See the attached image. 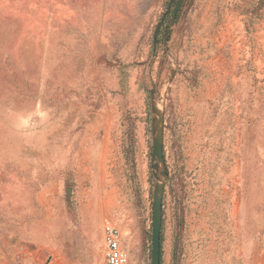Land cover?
Segmentation results:
<instances>
[{
	"label": "rangeland",
	"instance_id": "374dc122",
	"mask_svg": "<svg viewBox=\"0 0 264 264\" xmlns=\"http://www.w3.org/2000/svg\"><path fill=\"white\" fill-rule=\"evenodd\" d=\"M178 2L0 0V264H151L154 173L161 264H264V0Z\"/></svg>",
	"mask_w": 264,
	"mask_h": 264
},
{
	"label": "water",
	"instance_id": "95a60500",
	"mask_svg": "<svg viewBox=\"0 0 264 264\" xmlns=\"http://www.w3.org/2000/svg\"><path fill=\"white\" fill-rule=\"evenodd\" d=\"M183 0H179L175 10L172 15V22L175 20ZM165 17L161 20L155 37L158 30L161 27L162 22ZM154 94V93H152ZM154 97V96H153ZM153 151L152 159L155 169L163 170V176L166 177V164H165V149H164V111L159 106L153 102ZM156 185L154 190V208H153V245H152V256L151 264H161V235H162V226H163V201L165 195V183L162 179L157 176L156 173Z\"/></svg>",
	"mask_w": 264,
	"mask_h": 264
},
{
	"label": "built area",
	"instance_id": "2783aa9c",
	"mask_svg": "<svg viewBox=\"0 0 264 264\" xmlns=\"http://www.w3.org/2000/svg\"><path fill=\"white\" fill-rule=\"evenodd\" d=\"M104 263L129 264L130 253L123 245V234L119 227L108 223L103 228Z\"/></svg>",
	"mask_w": 264,
	"mask_h": 264
}]
</instances>
